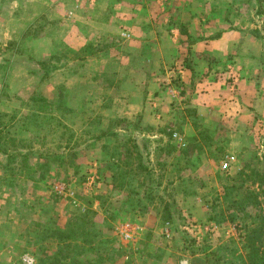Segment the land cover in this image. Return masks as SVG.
<instances>
[{
    "label": "rangeland",
    "instance_id": "1",
    "mask_svg": "<svg viewBox=\"0 0 264 264\" xmlns=\"http://www.w3.org/2000/svg\"><path fill=\"white\" fill-rule=\"evenodd\" d=\"M54 3L56 0H0V98L14 97L10 106L15 108L12 115L6 114L5 103H0V142L5 133L17 138L20 134L19 141L26 147L19 148L18 152H28L38 137H45L46 149L51 150L63 147L71 138L78 149L76 168L70 175L61 173L40 179L45 162L37 160V154L31 155L29 162L37 170L30 171L36 177L33 181L36 183L30 185L18 172L9 170V166L5 168L7 173L2 169L7 181L0 180V183L10 189L6 193L7 201L17 212L28 198L38 200L39 197L55 200L58 211L45 227H34V230L25 221L19 223L16 234L8 235L7 243L0 242V264H70L71 252L66 244H57L50 237L65 230L73 217L82 214H88L103 226L102 234L110 240L104 264H193L194 256H203L207 247L229 241L238 243L243 233L234 224L216 225L210 218L214 207L215 211L223 207L218 197L221 188L230 184L238 172L248 174V166L264 168V117L257 114L259 120L250 128L233 129L227 126L222 111L196 116L187 108L188 121H179L171 127H140L135 121L96 111L100 97L88 93L89 80L79 85L84 96L73 93L77 88L69 90L63 86L55 88L51 96H46L50 93L46 89L43 96L37 92L43 83L37 82L19 89L15 97L9 91L12 85L14 88V76L18 73L23 76L21 52L28 56L29 69L39 61L42 49L32 46L30 41L37 44L42 37V28L48 21L46 14L54 8ZM192 3L208 11V17L218 15L229 27L244 29L259 38L263 51L258 71L264 78V0H195ZM110 41L117 42V39ZM96 51L107 53L95 57L88 71L112 77L118 68L112 63L114 52L106 48ZM104 69L106 72H99ZM94 81L98 88L101 85L110 88L116 82L113 79ZM32 91L34 94L29 96ZM112 98L106 95L104 105L108 106ZM33 99H43L53 111L35 119L28 118L36 109ZM84 103L95 108L85 109ZM23 121L30 122L28 129ZM190 145L199 148L198 153H184ZM5 147L9 151L7 144ZM231 157L230 165L223 169L221 163ZM94 161L97 170L90 168L89 164ZM106 208L119 210L114 220L106 221ZM124 226L130 239L121 235ZM9 228H2V232L5 234ZM27 258L32 259L31 263H27Z\"/></svg>",
    "mask_w": 264,
    "mask_h": 264
},
{
    "label": "crops",
    "instance_id": "2",
    "mask_svg": "<svg viewBox=\"0 0 264 264\" xmlns=\"http://www.w3.org/2000/svg\"><path fill=\"white\" fill-rule=\"evenodd\" d=\"M194 1L56 0L54 8L46 14L48 21L42 28V37L37 44L30 41L32 46L42 49L39 61L29 69L28 56L21 52L23 76L19 73L14 76V88L12 85L9 92L18 97L19 89L42 82L37 92L43 96L46 89L50 92L46 96L53 95L59 86L77 88L73 93L84 96L79 85L89 80L88 93L100 97L96 111L135 121L140 127H171L179 121H188L186 110L190 108L196 116L222 111L228 127L250 128L259 120L257 114L264 117V78L258 71L262 43L244 29L229 27L218 15L208 17V11L192 5ZM112 38L117 42L110 41ZM104 48L114 52L112 63L118 66L112 77L92 73L87 68L95 57L107 53L96 51ZM106 79L116 82L110 88L103 85L98 88L94 81ZM106 95L113 96L108 106L103 100ZM13 100L12 96L0 98V103H5L6 114L15 112L13 105L10 106ZM87 104L84 103L85 109L95 108ZM47 111L50 113V109ZM23 123L28 129L29 122ZM46 143L45 137H38L32 141L34 148L28 150L30 155L37 154V160L45 162L40 179L74 173V160L78 156L75 141L70 138L63 147L54 150L46 149ZM0 155L3 157L0 180L7 181L2 171L7 168V157ZM27 164L29 171L16 172L30 185L36 178L30 171L37 168L29 159ZM89 165L98 169L95 161ZM8 190L7 185L0 183V242L7 243L8 235L16 234L15 228L23 221L29 223L30 229H37L55 219L58 211L55 200L28 198L17 212L7 201ZM69 220L70 217L66 223ZM5 227L10 228L4 234Z\"/></svg>",
    "mask_w": 264,
    "mask_h": 264
},
{
    "label": "trees",
    "instance_id": "3",
    "mask_svg": "<svg viewBox=\"0 0 264 264\" xmlns=\"http://www.w3.org/2000/svg\"><path fill=\"white\" fill-rule=\"evenodd\" d=\"M32 102L36 104V109L28 118H38L49 109L48 103L43 99H33ZM52 111L50 109V112ZM3 143L8 145L9 151L2 146ZM23 147L26 146L17 137L5 133L2 143L0 142V154L6 155L9 170L29 171L27 162L30 153L18 152V149ZM199 150L195 145H190L184 153H198ZM187 157L190 158V155ZM12 164L18 167L14 169ZM248 168V174L238 172L230 180V184L221 188L218 197L223 207L218 211H215L214 207L213 216L210 218L216 225L234 224L237 231L243 233L239 244L229 241L212 248L207 247L208 251H203V256H194L193 264H264V168ZM14 173L12 172V175ZM104 210L108 214V222L114 220L119 211L111 208ZM102 227L88 214H82L73 217L65 230L58 231L50 238L57 244H66V249L71 252L70 264H104L110 240L102 234Z\"/></svg>",
    "mask_w": 264,
    "mask_h": 264
},
{
    "label": "built area",
    "instance_id": "4",
    "mask_svg": "<svg viewBox=\"0 0 264 264\" xmlns=\"http://www.w3.org/2000/svg\"><path fill=\"white\" fill-rule=\"evenodd\" d=\"M231 160H233V158H229V160H225L224 162L221 163V167L223 169H226L229 165H230V162ZM59 187L57 186L56 189H58ZM121 235L124 239H130L131 238V235L129 234V232L127 231L126 227H121ZM31 260L32 259H29L27 258V263H31Z\"/></svg>",
    "mask_w": 264,
    "mask_h": 264
}]
</instances>
